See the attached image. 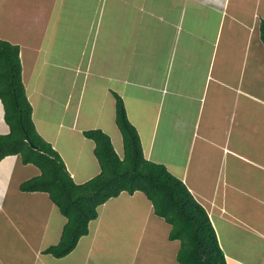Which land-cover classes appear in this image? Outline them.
I'll list each match as a JSON object with an SVG mask.
<instances>
[{"label": "crops", "instance_id": "0c3cea01", "mask_svg": "<svg viewBox=\"0 0 264 264\" xmlns=\"http://www.w3.org/2000/svg\"><path fill=\"white\" fill-rule=\"evenodd\" d=\"M260 21L264 0H0V39L19 48L32 119L47 110L37 134L53 137L57 148L62 133L99 128L119 137L110 142L122 158L119 95L143 157L181 180L204 208L226 264H264ZM8 132L0 102V135ZM90 141L83 136L82 173L66 168L76 184L100 172ZM37 175L18 156L0 161V264H51L45 257L88 264L96 249L98 264H176L179 243L140 192L98 208L80 255L76 247L59 259L42 254L58 243L65 218L46 193L19 190Z\"/></svg>", "mask_w": 264, "mask_h": 264}, {"label": "trees", "instance_id": "16d2710c", "mask_svg": "<svg viewBox=\"0 0 264 264\" xmlns=\"http://www.w3.org/2000/svg\"><path fill=\"white\" fill-rule=\"evenodd\" d=\"M259 38L264 45V21H260ZM21 70L18 46L0 39V102L9 128L7 134L0 135V161L15 155L23 165L38 168L39 175L23 181L19 190L46 193L65 218L58 243L42 254L65 257L88 234V225L97 218L101 205L121 193L141 192L153 214L170 226L168 239L179 243L176 264H226L204 208L181 180L163 165L143 157L137 132L119 95L113 94L114 120L122 137L123 157L117 156L110 138L101 130L83 131L82 135L94 143L100 172L76 184L59 154L35 131Z\"/></svg>", "mask_w": 264, "mask_h": 264}, {"label": "rangeland", "instance_id": "374dc122", "mask_svg": "<svg viewBox=\"0 0 264 264\" xmlns=\"http://www.w3.org/2000/svg\"><path fill=\"white\" fill-rule=\"evenodd\" d=\"M25 88V87H24ZM27 97V96H26ZM28 100V99H27ZM29 102V101H28ZM85 105V104H84ZM31 107H32V104L30 105ZM53 113L54 112H52V116L51 117H53V118H55L54 116H53ZM37 115H38V118H37V121L35 122L34 121V118L32 119V116H33V112L31 113V120H32V122H33V124H35V125H37V123H39V124H41V121L45 118H48V114H47V110L45 109V108H43V109H41L40 111L39 110H37ZM50 115V114H49ZM57 119V118H56ZM92 122V121H91ZM101 122V121H100ZM81 124V123H80ZM50 128V133L51 132H53V129L51 128V126L49 127ZM99 129V128H98ZM90 130H97V129H93V128H91V129H88V130H85V131H90ZM36 131V130H35ZM40 131H42L41 130V128H40ZM37 133V132H36ZM51 135H53V134H51ZM42 139H44L43 137L44 136H42L41 134L39 135ZM85 138V137H84ZM53 137L52 138H50V137H48L47 138V142H48V144L52 147V141H53ZM111 139V138H110ZM90 140V139H89ZM119 140V137H118V139H117V137L115 138V140H110V141H114V143H117V141ZM46 142V143H47ZM90 142H92L93 143V141L91 140ZM82 143H83V135H78L77 133H73V134H71V135H66L65 133H62L58 138H57V143H56V145H57V148L56 147H52L58 154H59V156L61 157V159H62V162H63V164H64V166H66V168L68 169V170H71V171H74V172H77V173H79V174H81L82 172H81V163L87 158L86 156H83V152H81V150L83 149V146H82ZM94 144V143H93ZM62 155V156H61ZM74 174V173H73ZM79 179V178H78ZM90 179H92V178H89L88 180H90ZM77 180V179H76ZM76 180H73L75 183H77L76 182ZM87 180V181H88ZM86 182V181H85ZM78 184H80V183H78ZM141 193V192H140ZM141 196V198H143V195H140ZM141 201H142V199H140L139 200V202H138V205H141ZM16 202V201H15ZM52 203V202H51ZM53 204V203H52ZM32 207H34V206H32ZM5 208V207H4ZM33 210H35V209H31V211H33ZM111 210H112V208H111ZM31 211L30 210H28V212H30L29 214H28V216H27V219L29 218V217H31ZM124 211V210H123ZM127 213H129V211H126ZM120 213H122V212H120ZM124 213H125V211H124ZM135 212H133V214H134ZM137 213V212H136ZM109 214H111V212H107V214H104V218L105 219H107V217H108V219H109ZM8 214H6V217H8L7 216ZM122 215V214H121ZM120 215V216H121ZM120 216H117L114 220L115 221H120L118 224L119 225H123L124 224V219H126L124 216H121L122 218H123V220L122 219H120V218H118V217H120ZM118 218V219H117ZM149 218V217H148ZM3 217H1L0 218V225H2V221H3ZM117 219V220H116ZM28 220H31V219H28ZM158 222H163L161 219H159V221ZM160 224V223H159ZM162 224V223H161ZM161 230V229H160ZM111 234V233H110ZM120 235V234H119ZM158 238H160V233H159V235H158V237H157V240H158ZM145 240H149L147 237H146V239ZM80 241V240H79ZM78 241V244L76 245V250L74 251V252H77V254H81V252H82V247L80 248L79 246H80V242ZM113 251H114V249H112ZM116 250H118V251H121V249H119V248H116ZM122 250H124L123 251V253L124 252H126L127 253V255H129L130 254V252L132 251L131 249H129V248H126V249H122ZM93 256H91V258H90V262L88 263V264H98V262H94V259H95V257H100L101 258V256H100V251H99V249H96L94 252H93ZM46 258V260L48 261V262H50L51 264H57L56 262H54L53 261V259L52 258H50V257H45ZM52 260V261H51ZM82 261V260H81ZM79 259H76L75 261H73V262H70L69 261V259H64L63 261H62V264H79V262L81 263V264H83V262H81Z\"/></svg>", "mask_w": 264, "mask_h": 264}]
</instances>
